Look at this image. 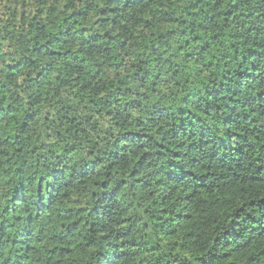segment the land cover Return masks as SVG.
<instances>
[{
  "label": "trees",
  "instance_id": "trees-1",
  "mask_svg": "<svg viewBox=\"0 0 264 264\" xmlns=\"http://www.w3.org/2000/svg\"><path fill=\"white\" fill-rule=\"evenodd\" d=\"M0 264H264V0H0Z\"/></svg>",
  "mask_w": 264,
  "mask_h": 264
}]
</instances>
